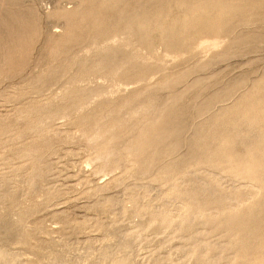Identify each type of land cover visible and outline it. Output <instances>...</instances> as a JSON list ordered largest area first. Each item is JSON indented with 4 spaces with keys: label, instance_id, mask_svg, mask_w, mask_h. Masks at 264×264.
<instances>
[{
    "label": "rangeland",
    "instance_id": "rangeland-1",
    "mask_svg": "<svg viewBox=\"0 0 264 264\" xmlns=\"http://www.w3.org/2000/svg\"><path fill=\"white\" fill-rule=\"evenodd\" d=\"M0 252L264 264V0H0Z\"/></svg>",
    "mask_w": 264,
    "mask_h": 264
},
{
    "label": "bare ground",
    "instance_id": "bare-ground-1",
    "mask_svg": "<svg viewBox=\"0 0 264 264\" xmlns=\"http://www.w3.org/2000/svg\"><path fill=\"white\" fill-rule=\"evenodd\" d=\"M2 251V250H1ZM3 252V251H2ZM2 252H0V261H3V260H5V257H4V254L2 253ZM7 254V253H6ZM17 257V256H16ZM14 258V257H13ZM18 258V257H17ZM16 258V260H14V261H16L15 263H18L17 261H18V259ZM11 259V258H10ZM15 259V258H14ZM9 260V259H8ZM6 261V260H5ZM3 261L5 264H13L12 263V261L10 260V261ZM14 263V264H15Z\"/></svg>",
    "mask_w": 264,
    "mask_h": 264
}]
</instances>
